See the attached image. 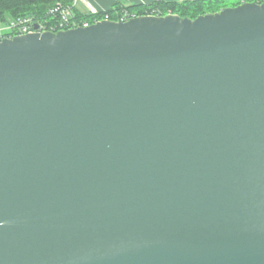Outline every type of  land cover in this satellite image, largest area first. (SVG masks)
I'll return each mask as SVG.
<instances>
[{"label": "water", "instance_id": "1", "mask_svg": "<svg viewBox=\"0 0 264 264\" xmlns=\"http://www.w3.org/2000/svg\"><path fill=\"white\" fill-rule=\"evenodd\" d=\"M0 264H264V3L1 41Z\"/></svg>", "mask_w": 264, "mask_h": 264}, {"label": "trees", "instance_id": "2", "mask_svg": "<svg viewBox=\"0 0 264 264\" xmlns=\"http://www.w3.org/2000/svg\"><path fill=\"white\" fill-rule=\"evenodd\" d=\"M71 2L72 0H0V24L27 16L42 22L48 20V17H46L47 11L52 6L56 4L68 6ZM228 2L229 0H194L180 3L158 1L145 6L127 7L125 10L137 16H144L156 10L161 16L174 15L180 19L193 21L201 16L216 14L226 8L238 7L242 3L241 0H235L233 3ZM243 2L261 5L264 0H244ZM121 8L123 7L115 5L113 9L106 11V13L111 19H114V13L120 11ZM74 13L76 19L90 20L78 8L74 10Z\"/></svg>", "mask_w": 264, "mask_h": 264}, {"label": "built area", "instance_id": "3", "mask_svg": "<svg viewBox=\"0 0 264 264\" xmlns=\"http://www.w3.org/2000/svg\"><path fill=\"white\" fill-rule=\"evenodd\" d=\"M81 5L84 10V16L90 20L76 19L74 10ZM115 18L111 19L106 11L97 10L88 0H72L68 6L56 4L47 11L48 20L42 22L33 17H21L15 20H9L0 25V42L11 40L16 37H25L30 35L57 34L59 32L85 29L102 22L126 23L139 17L163 18L161 14L154 10L144 16H137L125 10L115 12ZM102 16V17H101ZM170 16V15H166ZM37 26V29L34 27Z\"/></svg>", "mask_w": 264, "mask_h": 264}, {"label": "crops", "instance_id": "4", "mask_svg": "<svg viewBox=\"0 0 264 264\" xmlns=\"http://www.w3.org/2000/svg\"><path fill=\"white\" fill-rule=\"evenodd\" d=\"M89 2H91V4L99 11H108L114 8L115 5L119 6V7H132L135 5H149L153 2H184V1H194V0H88ZM244 0H241V2L243 4H245L243 2ZM242 3H240V5H242ZM78 9L79 11H81L82 13H85L82 6L79 4L78 5Z\"/></svg>", "mask_w": 264, "mask_h": 264}, {"label": "rangeland", "instance_id": "5", "mask_svg": "<svg viewBox=\"0 0 264 264\" xmlns=\"http://www.w3.org/2000/svg\"><path fill=\"white\" fill-rule=\"evenodd\" d=\"M233 2H235V0H229V2L228 3H233ZM1 25V24H0Z\"/></svg>", "mask_w": 264, "mask_h": 264}]
</instances>
